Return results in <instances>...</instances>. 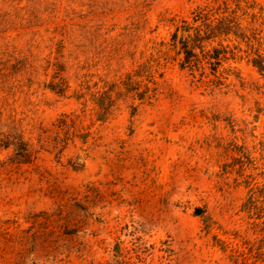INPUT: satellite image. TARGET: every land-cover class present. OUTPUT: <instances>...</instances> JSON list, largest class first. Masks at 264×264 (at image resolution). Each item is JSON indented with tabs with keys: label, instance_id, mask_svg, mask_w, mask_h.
Here are the masks:
<instances>
[{
	"label": "rangeland",
	"instance_id": "374dc122",
	"mask_svg": "<svg viewBox=\"0 0 264 264\" xmlns=\"http://www.w3.org/2000/svg\"><path fill=\"white\" fill-rule=\"evenodd\" d=\"M204 3L0 0V264H264V0L213 75Z\"/></svg>",
	"mask_w": 264,
	"mask_h": 264
},
{
	"label": "trees",
	"instance_id": "16d2710c",
	"mask_svg": "<svg viewBox=\"0 0 264 264\" xmlns=\"http://www.w3.org/2000/svg\"><path fill=\"white\" fill-rule=\"evenodd\" d=\"M204 1L202 6L192 12L189 21L175 22L170 45L179 58L180 69L203 73L207 70V74L213 75L223 63L235 60L234 54L227 51L229 47L223 45L222 38L230 37L235 26H240V16L237 14L239 6L236 0H233L234 7L229 0ZM258 53H254L248 63L259 75L264 76V56ZM205 84L211 88L218 87L210 81ZM247 200H252L251 194ZM248 202L246 201L244 206L248 205ZM197 213L202 215L200 210H197Z\"/></svg>",
	"mask_w": 264,
	"mask_h": 264
}]
</instances>
